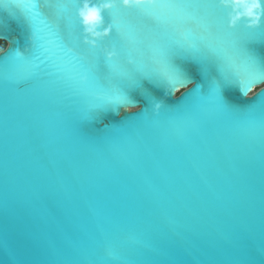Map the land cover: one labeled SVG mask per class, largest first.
I'll list each match as a JSON object with an SVG mask.
<instances>
[{
  "label": "water",
  "instance_id": "water-1",
  "mask_svg": "<svg viewBox=\"0 0 264 264\" xmlns=\"http://www.w3.org/2000/svg\"><path fill=\"white\" fill-rule=\"evenodd\" d=\"M56 2L58 27L0 9V264H264V82L228 84L264 60V17L243 27L251 0L105 11L101 45L139 41L111 62L79 58L77 2ZM173 62L193 86L214 78L165 97Z\"/></svg>",
  "mask_w": 264,
  "mask_h": 264
},
{
  "label": "clouds",
  "instance_id": "clouds-1",
  "mask_svg": "<svg viewBox=\"0 0 264 264\" xmlns=\"http://www.w3.org/2000/svg\"><path fill=\"white\" fill-rule=\"evenodd\" d=\"M79 7L75 10V17L78 21L80 33H79V44L83 47L89 48V49H95L97 50L100 55L103 57L104 61H111L117 58V49L115 46H103L99 42L106 40L109 38L114 30V25L112 22L108 24H104L103 20V12L109 11L111 12L117 5H119L120 8L124 10H130L134 8H140L142 6L152 7L155 4H159L162 2V0H76ZM231 2L232 4H240L242 2H245V0H216V3L219 7L228 9V3ZM44 4L48 3V0H43ZM264 4V0H251V6L248 9L249 13H251L253 10H257L258 14L250 17L251 23H244L243 27L249 30H254L260 27V21L262 17H264V8H261V5ZM235 11V9H233ZM240 17H232L230 14H228L227 21H228V27L229 29L235 28L237 26L236 21L239 20ZM34 40V36L29 34L26 40V44L23 47V49L17 50L16 54L18 56H23L25 53H27L30 50V46L32 45ZM128 44L131 45L132 41L129 40ZM7 51V45L0 46V54H3ZM68 53H72L73 49L68 48ZM257 59L259 60V56H257ZM124 63L128 67L133 66V60L132 59H126ZM181 70L185 74V79L187 80V83L182 88H172L169 86V84H164L162 86V90L165 97H168L169 95L174 96L176 93L180 92L181 89H187L191 88V91H187V94H190L192 91L196 89L203 90L206 85L212 81L214 78V73H209L207 77L204 76V73L201 72V75L203 77V83H194L193 86V80L190 76L184 71L183 68ZM235 74V71H233L232 76ZM77 83L81 86H86L89 81V72L87 70L81 71L77 75ZM234 86V85H232ZM252 90L249 91V93ZM248 93V94H249ZM247 95V94H246ZM186 96V95H185ZM184 96V97H185ZM183 97V98H184ZM252 103H264V95L258 96L255 101ZM138 104L136 101H133L130 105H136ZM128 105H123L121 107H126ZM164 107V101L163 100H156L154 103H152V113L158 114L161 110V108ZM132 110V109H129ZM138 110V109H137ZM116 112V110H114ZM142 111H139L141 113Z\"/></svg>",
  "mask_w": 264,
  "mask_h": 264
},
{
  "label": "snow or ice",
  "instance_id": "snow-or-ice-1",
  "mask_svg": "<svg viewBox=\"0 0 264 264\" xmlns=\"http://www.w3.org/2000/svg\"><path fill=\"white\" fill-rule=\"evenodd\" d=\"M29 5H31V7L36 8L39 11L40 16L43 18L41 21L42 23H50L54 27L59 26L57 23L59 19L57 16V10L60 7H62V5L56 2V0H48L47 4H44L43 0H14V4H13V6L17 10H20V11L27 8ZM8 6H9V0H0V9L6 10ZM157 6H159V4H155L152 7H147V6H142V7L151 9ZM77 7H79L78 4L76 8ZM117 7H119V5H117L115 8ZM215 7L221 8L218 6L217 3ZM261 8H264V4L261 5ZM134 9H139V8H134ZM132 10L133 9L125 10V11L130 13ZM234 29L235 28L229 29L228 21H227V23L225 24V29H224L225 33H232ZM129 40L132 41L131 45L128 44ZM138 43L139 41L136 38V33L134 32L128 33L127 35L121 38V42L119 43V46L114 45L117 49V57L121 54V50L133 47ZM176 43L178 44V42ZM72 53H69V54H72ZM92 54H95L101 62H105L103 57L100 55V53L97 50L89 49L83 46H82V50L78 53V56L81 60H86L88 56ZM111 61H107V62H111ZM248 67L249 66L246 63L238 64L236 66L235 74L228 81L229 86L234 85L235 87L239 89L240 93L244 95L248 94L249 91L252 90L254 86H256L257 84L264 82V60L260 59V62L257 64L258 71L256 72L248 71ZM173 68L175 71V75L169 78L168 84L172 88H182L187 83V80L185 79V74L179 66L175 65L174 62H173ZM261 95H264V90H261V93L258 96H261ZM260 104L261 106H264V103H260ZM127 105H130V104H127Z\"/></svg>",
  "mask_w": 264,
  "mask_h": 264
},
{
  "label": "flooded vegetation",
  "instance_id": "flooded-vegetation-1",
  "mask_svg": "<svg viewBox=\"0 0 264 264\" xmlns=\"http://www.w3.org/2000/svg\"><path fill=\"white\" fill-rule=\"evenodd\" d=\"M1 44H2V45H5V44H3V42H1ZM1 44H0V45H1Z\"/></svg>",
  "mask_w": 264,
  "mask_h": 264
},
{
  "label": "trees",
  "instance_id": "trees-1",
  "mask_svg": "<svg viewBox=\"0 0 264 264\" xmlns=\"http://www.w3.org/2000/svg\"><path fill=\"white\" fill-rule=\"evenodd\" d=\"M3 44H5V43H3ZM0 46H3V45L1 44Z\"/></svg>",
  "mask_w": 264,
  "mask_h": 264
},
{
  "label": "rangeland",
  "instance_id": "rangeland-1",
  "mask_svg": "<svg viewBox=\"0 0 264 264\" xmlns=\"http://www.w3.org/2000/svg\"><path fill=\"white\" fill-rule=\"evenodd\" d=\"M1 44V43H0Z\"/></svg>",
  "mask_w": 264,
  "mask_h": 264
}]
</instances>
